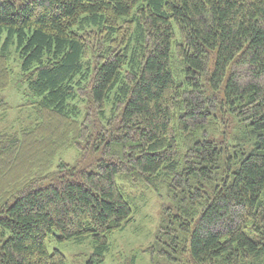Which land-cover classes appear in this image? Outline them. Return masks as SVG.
Returning a JSON list of instances; mask_svg holds the SVG:
<instances>
[{"label": "trees", "instance_id": "trees-1", "mask_svg": "<svg viewBox=\"0 0 264 264\" xmlns=\"http://www.w3.org/2000/svg\"><path fill=\"white\" fill-rule=\"evenodd\" d=\"M12 46L36 121L0 133V264H67L55 231L103 264L139 186L171 201L156 264H264V0H0V91Z\"/></svg>", "mask_w": 264, "mask_h": 264}, {"label": "rangeland", "instance_id": "rangeland-1", "mask_svg": "<svg viewBox=\"0 0 264 264\" xmlns=\"http://www.w3.org/2000/svg\"><path fill=\"white\" fill-rule=\"evenodd\" d=\"M9 66L12 71L10 85L0 91V133L5 134L19 133L22 128L34 125L36 121V113L30 104L32 98L28 97L26 84L22 81L21 61L15 46L11 47ZM83 144L85 143L81 142L80 146ZM79 147L73 146L60 151L55 165L59 162L70 165L80 162ZM129 196L134 219L111 235L110 248L103 264H156L155 260L158 258L152 252V246L163 210L171 201L165 191L158 193L143 186L130 191ZM60 236L61 233L55 231L47 237L49 252H62L67 264H89L94 251L91 238L83 241H62Z\"/></svg>", "mask_w": 264, "mask_h": 264}]
</instances>
